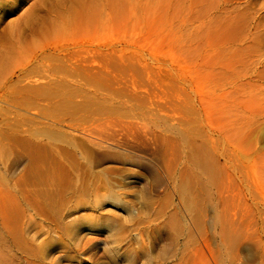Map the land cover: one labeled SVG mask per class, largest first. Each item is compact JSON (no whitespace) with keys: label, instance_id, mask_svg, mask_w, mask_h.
Instances as JSON below:
<instances>
[{"label":"rangeland","instance_id":"rangeland-1","mask_svg":"<svg viewBox=\"0 0 264 264\" xmlns=\"http://www.w3.org/2000/svg\"><path fill=\"white\" fill-rule=\"evenodd\" d=\"M72 2L0 0V264H264V0Z\"/></svg>","mask_w":264,"mask_h":264},{"label":"bare ground","instance_id":"bare-ground-1","mask_svg":"<svg viewBox=\"0 0 264 264\" xmlns=\"http://www.w3.org/2000/svg\"><path fill=\"white\" fill-rule=\"evenodd\" d=\"M42 1V0H41ZM45 1V0H44ZM71 1V4H70V6H69V11H70V14L71 15H68V22L69 23H73V19L75 18V13L74 12H71V11H73L74 10V8H75V5H74V7H73V0H70ZM58 2V1H57ZM43 3V2H42ZM92 3V2H91ZM34 5H35V3H34ZM66 6V5H65ZM89 6V5H88ZM41 8V7H40ZM65 8V7H64ZM60 9V8H59ZM67 9V8H66ZM88 9V8H87ZM86 9V10H87ZM92 11V10H91ZM79 12V11H78ZM82 12L83 11H81L80 13L82 14ZM94 12V11H93ZM90 13V12H89ZM83 14H85V13H83ZM89 15V14H88ZM98 15V14H97ZM85 18V17H84ZM87 19V18H86ZM56 22H57V20H56ZM71 23V24H72ZM86 23H88V22H86ZM55 24V23H54ZM54 24H52V25H54ZM48 27V26H47ZM71 27H72V25H71ZM56 29V28H55ZM19 33V32H18ZM47 33V32H46ZM15 36V35H14ZM45 36V35H44ZM22 68V67H21ZM264 91V90H263ZM262 91V92H263ZM263 97H262V101H263V104H262V106L258 109V114H257V118L258 119H256L255 121H254V124L256 123V124H258L259 122H260V125H262V126H264L263 124H264V93H263V95H262ZM256 98V97H255ZM256 115V114H255ZM253 119H254V116H253ZM253 125V124H252ZM257 126H259V125H257ZM255 127V126H254ZM256 130L258 129V128H255ZM261 129V128H260ZM264 130V129H263ZM257 132V131H256ZM257 135V134H256ZM253 138H254V136H252ZM253 138H251V139H253ZM259 139V138H258ZM256 136H255V139H254V141L256 142ZM254 141H252V142H254ZM252 145H254V144H252ZM257 145V142H256V144H255V146ZM264 162V161H263ZM254 166V165H253ZM257 166V165H256ZM255 167V166H254ZM263 170L261 171L262 172V179H261V183H262V185L264 184V164H263ZM253 169V168H252ZM261 170V169H260ZM252 171H254V170H252ZM254 172H257L256 170L254 171ZM253 173V172H252ZM257 174V173H256ZM258 175V174H257ZM261 174H259V176H260ZM254 176H255V174H254ZM253 177V176H252ZM261 178V177H260ZM256 179V178H255ZM259 179V178H258ZM258 179H256V180H258ZM254 180V179H253ZM255 182V181H254ZM264 186V185H263Z\"/></svg>","mask_w":264,"mask_h":264}]
</instances>
